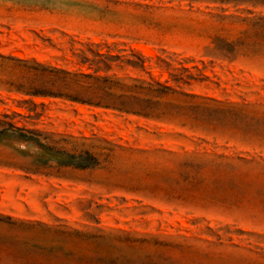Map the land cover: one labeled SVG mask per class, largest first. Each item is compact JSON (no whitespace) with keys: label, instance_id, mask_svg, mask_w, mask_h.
Listing matches in <instances>:
<instances>
[{"label":"rangeland","instance_id":"obj_1","mask_svg":"<svg viewBox=\"0 0 264 264\" xmlns=\"http://www.w3.org/2000/svg\"><path fill=\"white\" fill-rule=\"evenodd\" d=\"M262 17L215 0H0V53L171 89H137L160 103L150 118L61 99L32 113L0 90L1 118L98 160L36 171L37 147L0 144V264H79L64 253L81 251L95 264H264Z\"/></svg>","mask_w":264,"mask_h":264},{"label":"trees","instance_id":"obj_2","mask_svg":"<svg viewBox=\"0 0 264 264\" xmlns=\"http://www.w3.org/2000/svg\"><path fill=\"white\" fill-rule=\"evenodd\" d=\"M223 4L249 5L254 8L264 9V0H215ZM256 35L264 36V17L259 18L254 24ZM260 51V50H259ZM258 51V52H259ZM98 57L105 55L98 53ZM84 63L90 62L87 58ZM104 62L93 61L92 64L100 65ZM144 68V66H142ZM137 89L161 94L170 93L169 87L154 90L129 86L121 81L108 77H101L86 73H72L40 63L36 60L22 59L14 55L0 53V90L22 96L25 104L33 106L29 111L37 112V99H61L89 105L96 108L111 109L121 113L150 118L155 116L152 109L159 106L157 101L141 98ZM146 104L153 107L146 106ZM8 117H0V144L12 142L26 143L39 149V153L32 163L36 171L52 167L55 163L60 168L89 169L98 166L97 158L90 152L72 154L65 150L62 141H55L51 136L42 132L21 128L7 121ZM66 237H74L80 240L107 241L110 239L104 235H89L81 232H60ZM62 250V249H61ZM67 258L79 256V264H95L94 260L86 252L64 253ZM100 259L96 264H112ZM42 264V263H28Z\"/></svg>","mask_w":264,"mask_h":264}]
</instances>
